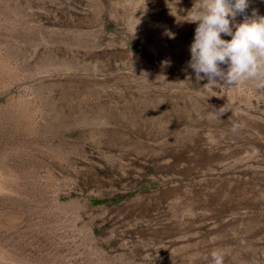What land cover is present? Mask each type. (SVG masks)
<instances>
[{
  "label": "rangeland",
  "instance_id": "374dc122",
  "mask_svg": "<svg viewBox=\"0 0 264 264\" xmlns=\"http://www.w3.org/2000/svg\"><path fill=\"white\" fill-rule=\"evenodd\" d=\"M193 3L0 0V264H264V89L197 79Z\"/></svg>",
  "mask_w": 264,
  "mask_h": 264
},
{
  "label": "clouds",
  "instance_id": "9594fccd",
  "mask_svg": "<svg viewBox=\"0 0 264 264\" xmlns=\"http://www.w3.org/2000/svg\"><path fill=\"white\" fill-rule=\"evenodd\" d=\"M248 7L249 0H194L187 20L198 22L189 62L197 79L206 77L208 85L213 86L219 85V78L224 87L250 83L257 89H264V16L253 10L252 16L245 17L243 22L232 23ZM221 34L231 39H222ZM221 64L227 65L226 71L221 69ZM224 113L222 107L209 113L208 118L217 119ZM240 128V124H233L231 131L235 133ZM209 256V264H224L222 251L213 250Z\"/></svg>",
  "mask_w": 264,
  "mask_h": 264
}]
</instances>
